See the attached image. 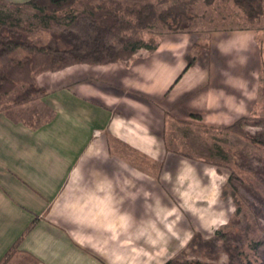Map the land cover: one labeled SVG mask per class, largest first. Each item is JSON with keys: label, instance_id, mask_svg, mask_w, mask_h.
I'll return each mask as SVG.
<instances>
[{"label": "crops", "instance_id": "obj_1", "mask_svg": "<svg viewBox=\"0 0 264 264\" xmlns=\"http://www.w3.org/2000/svg\"><path fill=\"white\" fill-rule=\"evenodd\" d=\"M203 18L168 31L129 63L76 64L82 72L40 98L49 114L39 122L0 111V261L22 237L6 264H164L196 231L214 235L219 227L208 208L197 223L195 206H184L183 218L173 210L171 202L183 195L193 205L201 197L196 190L172 192L166 201L161 177L146 173L138 181L152 186H127L134 166L108 158L115 151L109 135L150 154L164 142L166 114L238 119L240 98L254 101L250 89L259 86L254 73L261 58L256 30L226 25L225 16L219 26L198 25ZM240 52L248 59L245 77ZM189 54L195 62L187 68ZM132 92L156 99V107ZM148 111L162 120L154 132L146 126ZM116 198L127 201L124 221Z\"/></svg>", "mask_w": 264, "mask_h": 264}, {"label": "rangeland", "instance_id": "obj_2", "mask_svg": "<svg viewBox=\"0 0 264 264\" xmlns=\"http://www.w3.org/2000/svg\"><path fill=\"white\" fill-rule=\"evenodd\" d=\"M24 1L26 0H0V9L13 10L25 23H29L33 29L30 40L38 45L52 43L53 47L71 46L83 52L102 44L113 45L118 41L117 37L108 35L101 25L97 27L84 18L72 22L68 12L58 14L61 26L43 29L34 16L32 7L11 5V3H23ZM93 1L99 3L101 0ZM120 1L128 4L151 1L159 8H165L178 0ZM189 7L196 13V17H204L197 21L200 26H219L224 22L221 17L225 16L228 17L227 23L224 22L226 25L240 26V28L251 27L256 30L261 58L254 74H259V86L256 87V92L250 89V93H256L254 101H244L240 98V120L247 119L240 121L241 132L227 127L237 120L235 118L200 119V117H192L186 120H173L169 114H166L164 142H159V146L150 154L142 153L136 148L122 151L121 146L116 143L115 151L107 157L117 161L118 164L122 163L120 160H124L134 166L128 168L129 176H133L134 179L133 182L129 179L132 184H126L127 186H146V183L152 186L148 180L143 183L138 181V178L147 174L152 178L161 177L166 201L168 196H172V192L186 194L189 189L196 190L201 197L196 199V203L192 202L193 205L190 203L193 199L189 197L185 199L184 195L179 196L178 200L174 198V202H171V205L175 206L174 212L176 211L183 218L186 212V210L183 211L184 206L189 205L188 207L191 208L195 206L200 212L195 214L198 217L197 223L200 219L208 217L205 212L208 208V211L212 212L213 223H216L219 229L228 230L227 234L222 236L220 243L223 246L229 243L228 245L232 248L233 244L237 245L240 260L244 262L238 264H264V15L259 21H252L234 1L216 0L208 3L205 0H199ZM80 10L82 6L75 5V13ZM211 17H213V22H210ZM190 27H192L191 23L184 28L189 29ZM168 31V28L159 25L142 30L139 35L146 42L156 45ZM25 52L23 47H18L12 53L16 59H20ZM71 66L58 71L35 72L29 78L17 81L9 93L0 94V110L3 106L11 105L16 95L22 94L32 81L35 86L43 85L48 91L62 84L61 81L69 74H74L72 76L75 77L77 73L82 72L77 70L79 65ZM182 70L175 76L171 86ZM247 72V56L240 52V74L245 77ZM245 90L247 91L248 88L245 87ZM132 95L138 100H147L149 108L156 107V99L152 101L151 98L135 92H132ZM11 110L18 118L29 119L32 122H39L49 114V109L43 105L40 98H33ZM146 117V126L153 132L157 124H162V120L157 122L151 111L146 113ZM255 137L257 141L254 140ZM118 146L119 150H117ZM192 194L195 192L193 191ZM115 203L119 206L118 209L124 212L121 214V219L124 221L127 217L125 214V209L128 207L127 201L116 198ZM221 222L225 224L220 225ZM214 230L216 231V228ZM238 233L240 241H235L234 238ZM202 236L207 238L204 234ZM213 250H217L216 256L212 253ZM233 252L232 254H235V251ZM210 253L213 256L209 257ZM229 256V252H226L224 248H210L204 244L202 247L198 245L195 249L190 248L189 245L182 247L178 258L216 264H236L229 261Z\"/></svg>", "mask_w": 264, "mask_h": 264}, {"label": "trees", "instance_id": "obj_3", "mask_svg": "<svg viewBox=\"0 0 264 264\" xmlns=\"http://www.w3.org/2000/svg\"><path fill=\"white\" fill-rule=\"evenodd\" d=\"M199 0H178L165 8L151 1L142 3H123L120 0H101L95 3L93 0H26L23 3H11V5L21 7L28 5L34 9V16L38 19L43 29H51L61 26L58 21V14L68 12L71 21L84 18L93 25H100L106 29L107 34L118 38L116 44H102L89 50L80 52L75 47H53L52 43L38 45L30 40L33 29L29 23L17 16L13 10L0 9V94L9 93L16 85L17 81L29 78L32 73L39 71H58L77 63L103 64L111 62L129 63L131 58L142 48L155 49V44L146 42L139 32L151 29L155 26H164L172 32L185 30L195 18L196 13L189 5ZM213 3L216 0H205ZM234 1L239 6L247 18L259 21L264 15V0H224ZM80 4L82 10L75 13V5ZM99 25V26H98ZM70 44L69 41H67ZM65 42V43H67ZM23 47L26 52L20 59H16L12 53L16 48ZM195 57L188 55L187 68L193 65ZM186 68V69H187ZM47 93L45 86L34 85L33 81L22 94H17L11 105L3 106L0 111H9L20 104L26 103L33 98H41ZM13 117V116H12ZM197 117H201L197 115ZM242 120H247L246 118ZM237 119L233 124L227 126L230 129L241 132L240 121ZM110 142L121 146L122 151L128 149V145L122 143L113 135H109ZM255 141L258 139L255 137ZM119 146L117 150H119ZM29 229V228H28ZM228 230L218 229L211 237L204 238L200 232H195L189 247L195 249L198 245L204 244L210 248H221L229 252V261L238 264L242 262L239 256V249L236 244L233 248L229 243L221 244L222 236ZM235 241H240V234H236ZM19 238L5 254L0 264H6L13 253L18 250ZM219 241V242H217ZM233 251H235V254ZM216 256L217 250H213ZM209 257L213 256L208 254ZM219 259V258H214ZM233 259V260H232ZM164 264H216L213 262H202L200 260H180L174 257Z\"/></svg>", "mask_w": 264, "mask_h": 264}]
</instances>
